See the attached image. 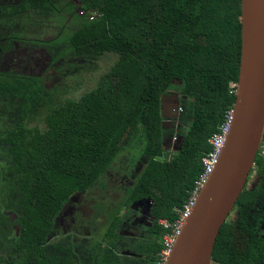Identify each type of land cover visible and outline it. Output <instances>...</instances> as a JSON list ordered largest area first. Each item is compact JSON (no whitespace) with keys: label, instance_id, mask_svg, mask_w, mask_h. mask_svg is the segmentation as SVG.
I'll return each mask as SVG.
<instances>
[{"label":"trees","instance_id":"16d2710c","mask_svg":"<svg viewBox=\"0 0 264 264\" xmlns=\"http://www.w3.org/2000/svg\"><path fill=\"white\" fill-rule=\"evenodd\" d=\"M56 1L62 4L1 5L0 21L49 16L59 10ZM65 1L59 11L68 13L71 30L60 36L67 39L64 53L115 61L92 89L59 104L39 78L0 72V97L13 100L0 116V168L10 182L0 180V209L18 221L0 264H124V249L138 255L135 264H157L169 231L160 220L179 219L203 173L209 140L236 102L241 0ZM79 8L85 13L78 15ZM173 94L180 101L170 106L172 118L188 126L174 154L163 104ZM38 108L46 112L43 125L30 127ZM256 171L264 176L261 149L251 175ZM144 203L152 218L147 235L123 237V209L130 214ZM235 210L238 218L223 225L212 264H264V178L258 189L243 191ZM61 217L74 236L51 246L64 230ZM83 225L96 237L84 260L76 250Z\"/></svg>","mask_w":264,"mask_h":264},{"label":"rangeland","instance_id":"374dc122","mask_svg":"<svg viewBox=\"0 0 264 264\" xmlns=\"http://www.w3.org/2000/svg\"><path fill=\"white\" fill-rule=\"evenodd\" d=\"M21 1L0 0V6L16 4ZM66 3L67 1L62 0V4L61 1H56L54 4L58 6L59 10H62ZM59 10L49 16H37L27 13L17 16L15 20L0 21V72H12L17 75L39 78L46 91L53 94V99L58 104L66 99H78L86 91L92 89L100 75L106 73L115 61L114 55H106L100 59H94L93 57H77L71 51L64 53L67 49V39L60 36L66 35V31H63V29L66 27L67 30H71V26L69 25L68 13L63 12L60 14ZM76 13L82 15L85 12L79 8ZM177 100L180 101L177 94L170 95L164 100L163 104L168 108L167 110H169L170 114L175 113L170 106H178ZM12 101V99L8 100V98L0 97V116L5 114L6 108L11 107L8 105ZM183 110L185 113L188 112L187 109L183 108ZM45 114L46 112L38 108L28 120V126L43 125L42 120ZM172 117L174 116L169 114L167 116L166 113L164 127L165 133L171 141V152L174 154L182 139L179 133L185 134L188 126L184 121H174ZM174 122H176L175 126ZM171 135L172 138L170 137ZM260 149L262 154H264V141H262ZM123 160L128 162L130 158L127 157ZM263 178L264 176L256 171L250 176L246 188L249 190L258 189ZM0 180L5 182L4 184L6 182L7 184L10 183L8 172L1 173V168ZM3 188L5 186L1 184L0 189ZM4 194V192H0V197ZM78 198L79 195H76L72 200L75 202ZM1 209L0 249L9 250L15 242L18 221L16 216L10 211L5 210L2 212ZM238 215V211L235 210L229 220H237ZM121 217L125 223L122 224L119 233L123 237H133L136 233L138 235H147L144 227H149L151 222L146 224L143 222L139 205L137 207L132 206L130 214H127L126 210L123 209ZM127 218L130 219L131 223L128 222ZM80 228L78 236L81 240L78 242L76 250L79 258L84 260L87 248L93 245L92 241H95L96 237L92 234L91 226L83 225ZM73 236L74 234L69 233L65 229L51 242V246L52 244L60 243L70 244ZM133 258H138V255L129 249L123 250L122 261L124 264H135L136 260Z\"/></svg>","mask_w":264,"mask_h":264},{"label":"water","instance_id":"95a60500","mask_svg":"<svg viewBox=\"0 0 264 264\" xmlns=\"http://www.w3.org/2000/svg\"><path fill=\"white\" fill-rule=\"evenodd\" d=\"M242 56L234 117L214 173L167 264H212L223 225L246 189L264 137V0H241Z\"/></svg>","mask_w":264,"mask_h":264},{"label":"built area","instance_id":"2783aa9c","mask_svg":"<svg viewBox=\"0 0 264 264\" xmlns=\"http://www.w3.org/2000/svg\"><path fill=\"white\" fill-rule=\"evenodd\" d=\"M233 87L237 88V90L234 91V93H236L237 95L238 86L234 85ZM233 117L234 108L228 112L225 122L219 127V131L210 138L209 143L212 149L209 153L204 156L202 160L204 168L203 173L200 175L198 181L196 182V187L191 193L188 202L184 205L183 209L179 211V219L175 223H171L167 220H160V223L165 228L169 229V231L163 237L164 247L160 254V260L157 264H167L172 250L176 244V241L182 233L186 220L191 215V212L196 204L201 190L204 188L210 176L215 171L220 155L226 144L227 137L232 126Z\"/></svg>","mask_w":264,"mask_h":264},{"label":"flooded vegetation","instance_id":"af4514ba","mask_svg":"<svg viewBox=\"0 0 264 264\" xmlns=\"http://www.w3.org/2000/svg\"><path fill=\"white\" fill-rule=\"evenodd\" d=\"M168 114H169V115H172V116H175L176 113H173V114L168 113ZM168 114H167V116H168ZM145 203H146V202H145ZM145 203L139 205V207H141V217H143V222L146 224V223H148V222H151V221H152V218H151L150 215H149V209H150V208H148V207H145V208H144ZM149 204H150V203H149ZM74 210H75V209H74L73 206H72V207H69V208H67V209L65 210V214H64V215L72 214V211H74ZM69 219H70L71 222H73V223L75 222L73 216H70ZM59 224L63 225L64 230H65V229H66V230H69V231L72 230L71 225H70L68 222H66V220H64V217H61V218H60V220H59Z\"/></svg>","mask_w":264,"mask_h":264}]
</instances>
